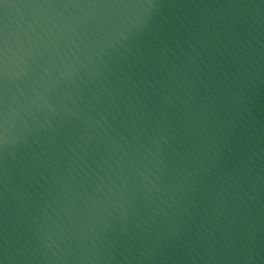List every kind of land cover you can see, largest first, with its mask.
I'll return each instance as SVG.
<instances>
[{
	"label": "water",
	"instance_id": "water-1",
	"mask_svg": "<svg viewBox=\"0 0 264 264\" xmlns=\"http://www.w3.org/2000/svg\"><path fill=\"white\" fill-rule=\"evenodd\" d=\"M0 264H264V0H0Z\"/></svg>",
	"mask_w": 264,
	"mask_h": 264
}]
</instances>
